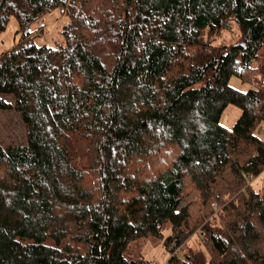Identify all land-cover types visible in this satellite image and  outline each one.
Returning <instances> with one entry per match:
<instances>
[{
    "label": "trees",
    "instance_id": "obj_1",
    "mask_svg": "<svg viewBox=\"0 0 264 264\" xmlns=\"http://www.w3.org/2000/svg\"><path fill=\"white\" fill-rule=\"evenodd\" d=\"M59 8L63 44L36 45L31 26ZM11 17L0 109L26 141L0 142V264H144L124 253L150 235L174 252L187 184L218 219L166 264H264V194L247 184L264 170V65L246 91L228 85L258 70L264 0H0V34ZM233 27L236 42L212 44ZM145 158L158 166L133 168Z\"/></svg>",
    "mask_w": 264,
    "mask_h": 264
},
{
    "label": "rangeland",
    "instance_id": "obj_2",
    "mask_svg": "<svg viewBox=\"0 0 264 264\" xmlns=\"http://www.w3.org/2000/svg\"><path fill=\"white\" fill-rule=\"evenodd\" d=\"M68 22L66 8H59L52 10L46 14H43L39 19L31 26L32 38L36 45H48L55 47L56 45L63 44V38L61 31L64 29L65 24ZM17 23L13 17L8 21L7 27L3 33L0 34V55L6 52L10 48H13L20 39L21 35L17 32ZM239 38L238 30L233 27L232 32L222 33L216 39L212 41L213 45H222L224 43L236 42ZM259 58L254 63L255 66L261 67L264 65V50H260ZM258 70L252 75V83H248L245 80L236 76H231L228 81V85L239 91H246L252 86H255L258 82H261L263 74ZM7 102L12 103L10 96H2ZM240 109L234 105H229L221 114L219 118L220 125L231 128L238 116L240 115ZM253 133L264 142V121H260L255 125ZM26 141V127L23 124L20 114L15 110H1L0 109V142L3 146L8 144L25 143ZM136 168L137 165L145 168L146 170H153L158 166V162H154L152 159H141L139 163H133ZM150 172V171H149ZM152 172V171H151ZM250 188L256 192L264 194V170L258 176H255L253 180L247 181ZM187 187L183 191V205H186L189 210V227L185 230L186 237L184 244L178 247V255L188 253L190 247L202 248L200 245L201 240L197 231L207 220L218 219L216 213L210 212L209 207L204 205L203 200L199 196V192L187 184ZM210 213V214H209ZM209 214V215H208ZM217 217V218H216ZM215 218V219H214ZM163 238L170 234V224H166L163 228ZM161 237L147 236L132 240L127 245L125 250V257L131 260L143 259L144 264H166L168 259L174 255V252L168 253L163 246ZM177 255V254H176Z\"/></svg>",
    "mask_w": 264,
    "mask_h": 264
},
{
    "label": "built area",
    "instance_id": "obj_3",
    "mask_svg": "<svg viewBox=\"0 0 264 264\" xmlns=\"http://www.w3.org/2000/svg\"><path fill=\"white\" fill-rule=\"evenodd\" d=\"M253 179H254L253 176H248L247 177V180H253ZM178 253H179V251L175 249L174 254H177L178 255Z\"/></svg>",
    "mask_w": 264,
    "mask_h": 264
}]
</instances>
